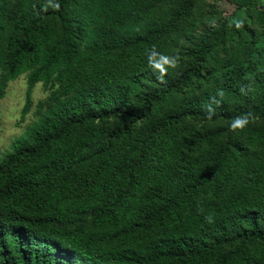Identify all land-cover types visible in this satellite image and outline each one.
Masks as SVG:
<instances>
[{
  "label": "trees",
  "instance_id": "obj_1",
  "mask_svg": "<svg viewBox=\"0 0 264 264\" xmlns=\"http://www.w3.org/2000/svg\"><path fill=\"white\" fill-rule=\"evenodd\" d=\"M231 2L188 36L198 0H0V99L50 88L0 159V264H264V4Z\"/></svg>",
  "mask_w": 264,
  "mask_h": 264
},
{
  "label": "rangeland",
  "instance_id": "obj_2",
  "mask_svg": "<svg viewBox=\"0 0 264 264\" xmlns=\"http://www.w3.org/2000/svg\"><path fill=\"white\" fill-rule=\"evenodd\" d=\"M264 4V0H259ZM234 3L231 0H198L196 6V17L191 23L188 36H193L203 27L217 17L226 18L234 10ZM246 22L250 23V18L245 12L239 14ZM252 20V17H251ZM185 41V38L178 37V44ZM26 73L20 74L17 78L8 82L5 94L0 99V159L10 151L12 141L22 134L29 124L37 119L36 104L45 100L49 95L50 88L36 83L31 91L32 105L24 119H20L21 109L25 100Z\"/></svg>",
  "mask_w": 264,
  "mask_h": 264
}]
</instances>
